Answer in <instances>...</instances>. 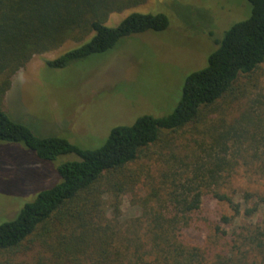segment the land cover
Segmentation results:
<instances>
[{
    "label": "trees",
    "instance_id": "1",
    "mask_svg": "<svg viewBox=\"0 0 264 264\" xmlns=\"http://www.w3.org/2000/svg\"><path fill=\"white\" fill-rule=\"evenodd\" d=\"M147 1L0 0V141L45 162L79 158L62 163L61 181L0 225V264H23L30 252L31 264H264V91L251 98L264 66V0H248L250 15L226 28L207 65L186 77L173 110L118 123L97 148L38 136L2 107L13 76L35 56L73 42L47 62L65 69L112 53L126 38L168 31L175 17L165 13L133 11L107 25ZM187 136L196 148L180 146ZM156 157L152 176L147 163ZM242 174L250 183L238 193ZM138 191L141 215L124 219L122 200ZM207 195L232 214L215 220L198 246L188 234Z\"/></svg>",
    "mask_w": 264,
    "mask_h": 264
},
{
    "label": "rangeland",
    "instance_id": "2",
    "mask_svg": "<svg viewBox=\"0 0 264 264\" xmlns=\"http://www.w3.org/2000/svg\"><path fill=\"white\" fill-rule=\"evenodd\" d=\"M133 11L165 13L175 21L166 32L126 38L112 53L65 69H52L47 62L75 48L73 42L33 57L13 76L3 109L14 120L30 125L38 136L56 135L83 148H97L118 123L130 124L139 115L173 110L186 77L203 69L225 31L251 13L248 0H148L135 9L111 15L107 25L116 26ZM255 81L251 98L264 91V66ZM248 104L249 98L242 101L237 116ZM192 140L187 136L180 146L191 143L196 148ZM157 158L151 164L143 161L148 162L152 176H157ZM78 159L66 155L45 162L23 144L0 141V225L13 219L40 192L59 183L62 163ZM249 183L244 174L238 175L234 188L240 193ZM134 196L144 194L138 191L122 200L124 219L141 215ZM204 199L203 214L188 234L194 245L205 246L212 233L208 227L222 215L232 214L227 204L212 200L210 195ZM237 200H241L240 194ZM19 262L31 264L32 252L21 256Z\"/></svg>",
    "mask_w": 264,
    "mask_h": 264
}]
</instances>
